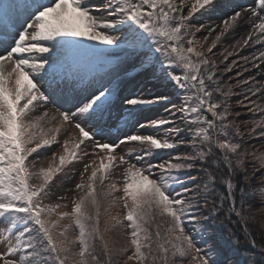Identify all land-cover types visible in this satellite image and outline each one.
<instances>
[{
  "label": "snow or ice",
  "instance_id": "6c2138e0",
  "mask_svg": "<svg viewBox=\"0 0 264 264\" xmlns=\"http://www.w3.org/2000/svg\"><path fill=\"white\" fill-rule=\"evenodd\" d=\"M230 6L222 25H213L210 14ZM206 16L209 23H202ZM245 27L232 48L260 45L258 53L242 59L264 71V0L250 6L228 0H0V219L9 222L0 228V264H69L77 243V264H113L112 257L124 256L129 247L124 264H176V257L187 258V264H233L205 239L202 221L209 217L201 213L200 199L204 207L212 203V213L231 202L229 216L245 222L244 190L238 207L232 178L243 172L245 181L252 179L245 160L253 153L242 150L241 126L249 122H236L239 114L227 102L232 88L221 84L217 64L206 53ZM201 31L207 33L202 40ZM224 51L227 61L234 53ZM236 65L232 60L223 71ZM136 73L164 80L180 103L128 88L131 81L124 78L135 80ZM249 92L264 96V88ZM245 100L253 115L247 135L264 139V104ZM157 105L167 116L147 115ZM145 128L162 132L143 134ZM60 135L63 152L58 158L52 153L47 168H37L33 154L59 145ZM178 146L191 151L173 154ZM254 158L264 167V153ZM85 160L75 173L79 182L68 190L72 195L58 198H70L71 210L57 212V174L71 178L75 163ZM196 161L209 165L199 169L203 185L185 187L189 177L183 173L196 169ZM259 182L264 185V175ZM216 183L227 186L226 194ZM121 191L112 202L122 201L125 214L113 217L111 227L129 229L130 244L110 249L99 226L101 207ZM210 193L215 200H208ZM54 213L57 220L50 221ZM64 218L72 223L56 234ZM72 224L76 240L65 236Z\"/></svg>",
  "mask_w": 264,
  "mask_h": 264
},
{
  "label": "rangeland",
  "instance_id": "374dc122",
  "mask_svg": "<svg viewBox=\"0 0 264 264\" xmlns=\"http://www.w3.org/2000/svg\"><path fill=\"white\" fill-rule=\"evenodd\" d=\"M104 0H92V3H103ZM230 5H245L250 6L253 4V0H228ZM231 6L227 9H218L213 11L211 16V23L213 25L220 24L222 25V20L225 16V13H231ZM202 23H209V19L206 17L201 18ZM249 29L247 27L238 29L235 33V37L233 36H227L222 37V43H219L211 53H206L208 58L210 60H214L217 64V70L218 75L221 76V84L225 87H231L232 88V95L228 98L227 102L231 106V110L233 115L239 114L236 117V122L240 123L241 121H248L249 126L244 127L241 126V131L244 132V140L242 142V150H247L248 152L253 153V155L248 156L245 160V168L247 170V173L252 177L251 180L245 181L244 180V173L239 172L236 174V176L233 179V182L235 184V192L236 197L235 201L237 203V206H240L241 201V193L240 189L243 188V195H244V201H243V211L244 215L248 217V219L245 221L246 224L251 223V226H256L260 230L262 234L261 242L263 245H261V248H264V185H261L259 182V177L264 175V167L260 166V163L257 159L254 158V156H259L261 153H264V139H261L259 137H249L247 134L250 131L251 122L253 120V115L251 112H249L247 109L248 107H251V104H248V101L245 100V97L247 96L250 100L255 101L259 104H264V96H261L260 94L252 95L249 92V89L253 86L255 88H264V71L257 72L256 69H251L250 64H245L242 57L247 56L251 58L252 54L254 52L258 53L261 50L260 45H253L250 48H247V50L251 49L250 51H244V48L239 50H234L232 48V45L235 43V39H238L241 35H244ZM218 32L219 29H216ZM207 35L206 32L201 31L200 33H197V39H201L202 37ZM215 37V33L211 37H209V40L207 41L208 44L211 43V39ZM224 49H227L228 52H233V56L229 57L227 61L223 60V55H226L227 53L224 51ZM223 53V55L221 54ZM232 60L237 61V65L233 66V70L231 72H224V66L226 64H230ZM223 61V63H221ZM245 67L250 68V71H243ZM261 69H264V65H261ZM239 72L241 75L237 76L236 73ZM136 76L135 80H132L131 75L128 77H125L124 79L126 81H131V83L127 84L128 88H132L133 86L144 88V90L147 93H150L152 95H158V94H165L170 95L172 97V103L179 104L180 100L178 97H176L173 94L172 88L170 85H168L164 80L162 79H155L148 77L147 79L139 74H133ZM248 81V84L240 83V81ZM243 101V103H241ZM54 106L48 105V109L51 110ZM41 112H37L36 115H40ZM50 111V115H51ZM149 117L155 118L156 116H167V113L165 112V109L163 106L157 105L154 109L153 113L147 114ZM208 118L210 119V114L208 115ZM230 119L232 117L230 116ZM255 119H259V113L256 114ZM167 127V126H165ZM69 132L72 131L71 128L68 129ZM136 131H141L140 129H137ZM161 131L162 129H153V128H145L142 130L143 134H149L153 132ZM115 129L113 130V135H115ZM184 140L189 139L188 133L185 131L181 134ZM64 136H59V145H53L51 147V150L41 149L39 150V154H33V156L36 159V166L47 168L49 163L52 159V153L57 154V158L59 154L63 152V140ZM131 148V145H129L124 150L127 152ZM180 148V151L178 150ZM176 151L179 154H185L191 151V148L188 146H178L173 154H176ZM97 160V163L99 162V157H93ZM158 159H164V156L157 157ZM88 160H85L83 162H76L75 168H74V174L70 178L69 176H66L62 173L57 174L58 179L55 181V188H54V196L52 203L59 202L62 207L61 209H58L59 211H70L72 207V200L70 198L60 200L59 197H70L72 193H69V189L74 188L75 183L79 182V176L75 173H78L83 169L84 163H88ZM197 168L185 171L183 173L184 176L189 177L187 183L184 185L185 187H193L196 185H203V182L205 180V174L203 171L199 170L202 167H208L207 164H201L200 161H196ZM253 165H255V168H253ZM215 167L214 165L212 166ZM226 173V168H225ZM114 179L119 180V176L113 177ZM107 184L108 181H105ZM122 183V180H121ZM215 187L220 191L226 194L227 192V186L225 184L216 183ZM122 195L121 192H115L112 194V197H109L107 200H105L101 207V216H100V230L101 233L104 235V241L108 244L109 248H122V247H129L130 239L128 236L129 229L121 228V227H111L113 224H115V221L112 219L113 217L120 218L125 214V209L123 208L122 201H116L113 203L114 197H119ZM216 197H214L211 193L208 195V200L212 201L215 200ZM218 202V201H217ZM228 202V203H227ZM205 201L203 198L200 199V211L203 215L208 216L209 218L205 221H202L203 227L206 232L205 239L212 244L214 248H219L225 256H228L232 261L233 264H244L245 258L240 254V251L238 248H236V243L233 240H236L237 237H241L242 235L237 232L235 227L232 226V224L229 222L228 224L225 222V215H228L227 208L229 207V204L231 202L225 201L223 208L216 212L212 213V203L209 202L207 207H204ZM227 203V204H226ZM66 205V207H65ZM50 221H56L57 220V214L54 213L51 217H49ZM240 221V220H236ZM9 222L3 221L0 219V228L5 227ZM72 222L69 218H64L62 220H59L58 226L55 229L56 234H58L60 231H63L64 227L68 226ZM124 224H127V221H124ZM106 226L110 227V231L105 232L104 229ZM225 227V228H224ZM79 232L78 229L75 228V225L72 224L71 227L68 228V231L65 233V236L70 240H76V237L78 236ZM97 245L100 244V241H96ZM5 246L0 243V250H3ZM78 252V243L77 247L73 248L72 251L69 253V264H77L78 257L74 255V253ZM99 253V249H98ZM131 254V248L129 247L128 253H126L124 256L117 257L113 256V264H124V262L127 259V255ZM264 254V253H263ZM264 257V255L262 256ZM176 264H187V258H175ZM128 264H134V262H128Z\"/></svg>",
  "mask_w": 264,
  "mask_h": 264
},
{
  "label": "trees",
  "instance_id": "16d2710c",
  "mask_svg": "<svg viewBox=\"0 0 264 264\" xmlns=\"http://www.w3.org/2000/svg\"><path fill=\"white\" fill-rule=\"evenodd\" d=\"M230 206L231 203L229 204V207ZM237 219L240 220V218L236 217L234 213L230 216L228 214L225 215L224 223L228 224L230 222L232 226L235 227L237 232L242 235L241 237H237V239L233 241H239L238 244L236 243L235 247L239 249L240 254L245 258L244 264H261V262L264 261V257H262L263 254L256 250H260L261 245H263V243L261 242L262 234L260 230L256 226H251V223H241L240 221H236ZM245 229L248 230L247 234L244 231ZM253 240L255 241V247L252 244Z\"/></svg>",
  "mask_w": 264,
  "mask_h": 264
},
{
  "label": "bare ground",
  "instance_id": "6f19581e",
  "mask_svg": "<svg viewBox=\"0 0 264 264\" xmlns=\"http://www.w3.org/2000/svg\"><path fill=\"white\" fill-rule=\"evenodd\" d=\"M250 47H252V46H246V48H244V51H250L252 48H254V47H252L251 49L247 50V48H250Z\"/></svg>",
  "mask_w": 264,
  "mask_h": 264
}]
</instances>
